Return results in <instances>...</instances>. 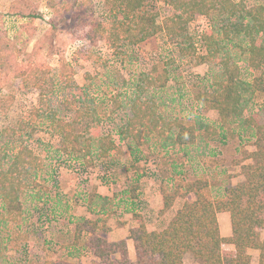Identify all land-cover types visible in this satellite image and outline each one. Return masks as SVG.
Segmentation results:
<instances>
[{"label": "rangeland", "instance_id": "rangeland-1", "mask_svg": "<svg viewBox=\"0 0 264 264\" xmlns=\"http://www.w3.org/2000/svg\"><path fill=\"white\" fill-rule=\"evenodd\" d=\"M234 1H244L249 8L264 6V0ZM146 8L158 15L157 24L162 29L138 45L116 49L98 34L99 25L110 27L112 23L105 0H0V168L23 142L44 162V170L36 178L33 173H22L28 187L22 197L24 214L19 222H5L0 199V264H40L48 256H67L72 238L75 240V218L91 211L92 196L95 203L105 202L94 192L97 183L115 195L107 197L111 203L105 208L116 223L120 212L131 214L123 203L113 207V199L119 197L127 207L141 212L151 226L164 223L144 196L132 199L128 193L132 188L138 190V185L144 188L156 173L160 178L165 176L163 157L184 162L181 169L187 178L205 177L214 190L244 180L240 164L249 163L254 131L241 120L220 129L218 113L207 111L197 97L213 89L222 60L237 63L245 81L251 82L260 74L248 67L247 39L237 34L224 38V22L217 14L198 15L188 24L197 56L209 54L205 36L214 28L218 38L224 39V50L211 60L193 58L184 55L181 46L166 33L165 23L172 9L160 0H148ZM164 70L169 73L165 87L158 88V81L155 85L140 83L142 74L156 75ZM137 84L148 87L143 98L151 100L157 113L167 120H183L199 128L201 123L212 124L218 136L211 137L200 129L197 146L187 149L191 159H184L178 150L148 149L144 145L141 150L145 157L133 164L129 147L135 146L130 141L120 142L117 132L132 117ZM246 97L245 117L259 113V123L264 125V94ZM42 99L46 105L38 115L35 111ZM49 108L68 121L80 115L76 128L83 137L110 135L119 148L102 159L97 158L95 150L92 154L86 149L76 155L62 154L58 150L60 137L45 119ZM20 126L23 131L19 136L6 130ZM138 174L145 178L142 186ZM184 201L179 199V203ZM104 217H99L102 225L106 223ZM261 237L264 239V231ZM232 251L224 245L226 254ZM249 253L253 260L254 251ZM184 261L201 264L192 254H187Z\"/></svg>", "mask_w": 264, "mask_h": 264}, {"label": "trees", "instance_id": "trees-1", "mask_svg": "<svg viewBox=\"0 0 264 264\" xmlns=\"http://www.w3.org/2000/svg\"><path fill=\"white\" fill-rule=\"evenodd\" d=\"M147 1L105 0L112 23L110 27L99 25L98 34L116 49H122L125 45H138L152 38L162 26L157 24L158 15L147 10ZM160 1H164L172 9V15L166 20L165 30L170 39L181 46L184 55L207 61L219 57L224 50V39L218 38L217 29L214 28L205 36L209 54L205 57L197 56L188 34V24L198 15L217 14L224 22L221 29L224 38L237 34L247 39L248 67L260 74L251 82L245 81L237 63L230 59L222 60L220 77L213 89L199 93L197 101L207 111L218 113L217 123L220 129L225 130L232 121L241 120L254 131L252 136L255 138V150L247 155L252 163L242 166L244 182L214 190L205 177L187 178L181 169L183 162L163 157L166 174L161 175L164 208L160 213L171 210L177 198H182L185 202L162 230L149 231L144 219L135 215L140 225L130 231L129 238L134 241L136 261L130 259L126 240L109 242L99 235L98 230L101 227L106 229V224L100 225L99 220L80 218L76 223V241L80 245L83 232L90 233L84 247L90 248L105 264H185L187 254H192L202 264H251L249 250H259V264H264V239L261 237L264 229V125L259 123V113L248 117L244 115L246 96L249 95L252 99L257 93L264 94V6L249 8L244 1L234 0ZM168 79L169 73L164 70L156 75L142 74L140 83L155 85L158 81L161 82L158 88H163ZM147 88L137 84L136 97L131 104L132 117L117 132L120 142L130 141L134 144L135 147H129L133 164L145 157L141 150L144 145L148 149L155 146L164 151L178 150L184 159H191V153L187 149L197 146L200 129H204L211 137L218 136V130L212 124L201 123L199 128L183 120L169 121L158 114L153 102L143 98V92ZM45 103L42 99L40 108L35 113L40 115L43 110L41 107ZM50 109L45 119L60 137L58 150L62 154L76 155L84 149L92 154L95 150L97 158L102 159L119 148L116 139L110 135L103 136L98 133L83 137L76 128L80 115L74 121H68L60 117L56 109ZM6 130L18 136L23 131L22 126L17 130ZM43 170L44 162L25 142L1 166V216L5 222H19L23 218L22 197L28 185L21 179L22 173H33L36 178ZM28 180H31L30 177ZM34 183L38 184L36 181ZM136 190L137 188H132L128 191L132 198H136ZM190 197L192 199L188 200ZM92 198L94 199L93 196ZM98 198L103 199L99 196ZM107 203L111 201L106 198L101 207L109 218L112 213L106 210ZM222 212H228L231 217L232 236L229 238L221 234L218 215ZM224 244L234 246L235 251L226 254ZM41 264L74 263L47 260Z\"/></svg>", "mask_w": 264, "mask_h": 264}, {"label": "crops", "instance_id": "crops-1", "mask_svg": "<svg viewBox=\"0 0 264 264\" xmlns=\"http://www.w3.org/2000/svg\"><path fill=\"white\" fill-rule=\"evenodd\" d=\"M254 150H255V146H254ZM247 161H249V163H247V162L243 163L242 162V164H240L241 168L245 164H251L252 163V161L248 158H247ZM150 164H152V163L150 162ZM186 164H188V162H186ZM153 177H154L153 179L148 180L149 183L147 185H145L144 188L141 187L142 189H140V187L138 185V190H136L135 193L138 194V195H136V198H139L140 196H144L149 203V208L151 210L158 211L160 213L161 210H163V208H164V199H163V195H162V191H161L162 178H160L157 173ZM241 177H243L244 180L241 181L240 183L245 181V176L243 175V173H242ZM144 179L145 178H143V176H140L138 174V184H140V186H142V182H143L142 180H144ZM96 185L97 186H96L94 192H96V194L99 195V197L102 196L104 200L107 197H114L115 196L113 193H111L109 191V189H106L104 187L99 186L98 183ZM137 191H138V193H137ZM116 196H117V194H116ZM130 196H131V194H130ZM120 198L121 197H119V199L118 198H116L115 200L113 199V207L115 205L120 206L123 203V205L126 206V211L130 212L131 214H124L123 215V212H120L121 214L116 216V218L119 219V221H117V223L114 220H111V217H113V215H111L108 218L105 215V212L103 211V209L101 207V203H99L97 200L95 203L94 201H92V198L90 199V202H89V207L91 208V211L89 210V212H88V210H87V212L84 213V215L81 218H86L88 220H99L100 225H102V220L99 217L105 216L103 220H104V222H106L105 223L106 229L101 227L98 230L99 235L104 237L105 239H107L109 242H118L121 240H126L130 259L132 261H136V250H135L134 241L132 239H130L129 237H130V231L133 228L139 227V225H140L139 221L135 218V215L138 214L139 216H141L140 214H142V213L139 211L137 213V210L135 211L132 209V207H127L128 203H126L124 200H120ZM136 198H132V199H136ZM179 199H182V198L176 199L174 206L172 207L171 210H169L168 212H166L164 214L160 213V215L162 217L160 219H162V221L164 220V223H161L160 225L151 226L150 224L147 223L145 218H143L141 216L145 221L147 229L149 231H155V230H162L165 227H167L169 222L174 218V216L177 214L178 210L183 206V204L185 202L184 201L183 203H179ZM132 213H136V214H133V216H132ZM76 216H79V215L76 213ZM95 217H98V218L95 219ZM75 219H76V221L74 223V226L76 229V223L80 219V217H76ZM218 219H219L220 230H221L222 236L225 238L231 237L232 236V223H231L230 214L228 212H222L218 215ZM262 231H264V229ZM74 234H75V231H74ZM89 237H90V233L83 232V234L81 236V244L80 245L76 241V237H74L75 240H73V238H72L73 241L70 239L71 240V242H70L71 246L69 247V250H68L69 254H67V256L64 253H60V254H57L54 256H48L45 261H47V260L48 261L66 260V261L74 263V264H105L98 257H96L94 255V253L91 251L90 248L84 247V245L87 242ZM224 245H228L231 249H233L232 252L235 251L234 246L229 245V244H224ZM223 248H224V246H223ZM250 251L251 250H249V252ZM253 251H254V258L252 261L254 264H259V262H260V251L259 250H253ZM73 254H75V256H73Z\"/></svg>", "mask_w": 264, "mask_h": 264}, {"label": "built area", "instance_id": "built-area-1", "mask_svg": "<svg viewBox=\"0 0 264 264\" xmlns=\"http://www.w3.org/2000/svg\"><path fill=\"white\" fill-rule=\"evenodd\" d=\"M91 178H92V174H90L89 175V179H90V181H91ZM44 205L42 204V207H43ZM43 224H46V222H43Z\"/></svg>", "mask_w": 264, "mask_h": 264}]
</instances>
